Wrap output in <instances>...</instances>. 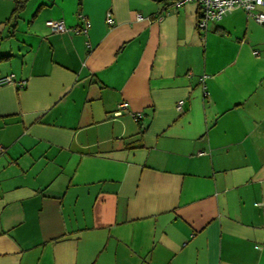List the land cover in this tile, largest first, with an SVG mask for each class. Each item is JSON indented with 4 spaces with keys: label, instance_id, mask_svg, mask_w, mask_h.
I'll list each match as a JSON object with an SVG mask.
<instances>
[{
    "label": "crops",
    "instance_id": "0c3cea01",
    "mask_svg": "<svg viewBox=\"0 0 264 264\" xmlns=\"http://www.w3.org/2000/svg\"><path fill=\"white\" fill-rule=\"evenodd\" d=\"M174 1L0 0V264H264V22Z\"/></svg>",
    "mask_w": 264,
    "mask_h": 264
},
{
    "label": "built area",
    "instance_id": "2783aa9c",
    "mask_svg": "<svg viewBox=\"0 0 264 264\" xmlns=\"http://www.w3.org/2000/svg\"><path fill=\"white\" fill-rule=\"evenodd\" d=\"M189 0H175L174 4L179 5ZM198 5V16L196 20V29L198 31H205L208 27L210 21L220 20L224 14L232 8L240 7L246 12L250 13L257 22H264V11H262V6H264V0H192ZM84 17V16H82ZM106 21L112 23L109 13L106 15ZM47 26L52 31H64L68 30L69 27L66 26L63 20L49 18L46 20ZM89 21L84 18V24L81 27H73L72 30L76 33H85L88 29ZM17 82L22 85L24 82L22 80H16L13 73H9L0 77V86L5 83ZM126 102H121L119 107H126ZM120 111H116L115 114H119ZM135 119L141 117V113L136 112L132 114ZM198 153H203L202 150Z\"/></svg>",
    "mask_w": 264,
    "mask_h": 264
},
{
    "label": "trees",
    "instance_id": "16d2710c",
    "mask_svg": "<svg viewBox=\"0 0 264 264\" xmlns=\"http://www.w3.org/2000/svg\"><path fill=\"white\" fill-rule=\"evenodd\" d=\"M27 0H16L15 8L13 11L14 16L16 17L20 10L24 7Z\"/></svg>",
    "mask_w": 264,
    "mask_h": 264
}]
</instances>
